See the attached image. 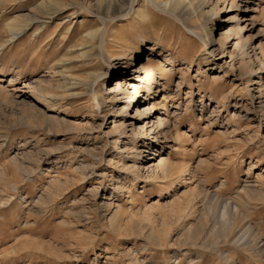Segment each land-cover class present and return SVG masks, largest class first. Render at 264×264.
<instances>
[{"label":"rangeland","instance_id":"obj_1","mask_svg":"<svg viewBox=\"0 0 264 264\" xmlns=\"http://www.w3.org/2000/svg\"><path fill=\"white\" fill-rule=\"evenodd\" d=\"M95 1L92 13L69 6L33 34L46 0H0V264H264V121L258 129L244 116L259 99L248 103L243 85L260 72L264 90V69L247 71L257 68L254 53L264 61V0H253L241 21L252 34H229L228 50L250 41L233 69L227 53L203 61L198 19L194 32L159 10L141 27L132 16L102 24ZM222 4L216 41L244 9ZM18 15L27 32L6 41ZM96 27L105 42L101 33L86 37ZM125 49L138 50L140 61L112 67L110 57ZM147 62L165 89L154 88L158 95L141 108L149 112L134 116V134L127 129L114 147L121 105L103 98L115 82H134L145 97L139 64ZM238 62L242 83L233 79ZM44 88L52 103L37 99ZM159 116L169 119L162 129L152 125ZM134 145L138 171H126ZM147 159L150 170L140 168Z\"/></svg>","mask_w":264,"mask_h":264},{"label":"bare ground","instance_id":"obj_2","mask_svg":"<svg viewBox=\"0 0 264 264\" xmlns=\"http://www.w3.org/2000/svg\"><path fill=\"white\" fill-rule=\"evenodd\" d=\"M252 1L253 0H229V7L238 10L239 4L244 3L243 6H241L244 9H243L242 13L239 12L234 17V21L236 22L234 29L231 27V28H228L227 30H224L223 25H222V30H221L222 38L220 40L218 38L217 41L214 39L213 32L216 29V27L218 26V24L221 22V20L217 16V14L220 10L219 5L221 3H223L222 5L225 6L226 3H228V0H97V2L95 1L96 2L95 17H96V19L100 20L102 24H104L106 22L112 23L115 19H119V18H124L127 20L132 16L131 22L134 21L133 23H137L140 26V25L146 24V22L148 21V18L150 17L148 15L149 11L159 10L162 12L160 14L170 15L171 17H173V18L177 19L178 21H181L182 23H184L187 30H190L193 32L196 28L197 29L199 28L198 25L193 24V22H195V20L197 21V19H198V20H200L199 26H203V30L201 31L203 34V40L207 44V51H206L207 55L204 56L203 61L204 62H207V61L210 62V60L218 52H220L222 54L227 53L229 55V58L231 59V63L229 64V66L231 69H233L235 64H236V61H235L236 56L237 57H238V55H240V57L248 56L247 49H248V44L250 41H249V38H247L244 40L243 43H242V41L235 42L233 44V51H231V50H228V46H230L232 43H230L231 41H227V40H228L229 34L231 32H235V33L239 34L240 39H242V35H244V33L252 34V32L254 30L253 29L254 26H251L248 29L246 27V25H243V26L241 25V21L246 20V18L248 16L247 13H248V11H250L248 9L250 8V3H253ZM91 2H92V0H84V1L83 0H46L45 4L44 3L42 4V7L38 6L39 8H37L38 9L37 14L35 13L36 10L31 11V14L37 15V17L36 18L34 17V20H32V21H38V23H39L35 27V29L33 30L32 33L33 34L41 33L43 31V27H45V25H46V20L52 19V17H54L56 14L60 13L64 8H67L69 6H76V5L81 6V7L86 6L84 8H86L89 12L92 13L93 10L91 11V9H90L91 8L90 5H92ZM74 14H75V11H70L69 13H67L65 15V17L71 18V17H73ZM23 16H24V14H23ZM214 16H215V18H214ZM21 18H22V16L18 15L15 18H13L11 21L7 22V25L10 29V37L6 41H12V40L16 39L17 37H19L20 35L25 34L27 32V28H28L29 24L25 22L26 18L24 19V21ZM253 22L254 21H251V24ZM198 23H199V21H198ZM66 30H69V25H67ZM100 33H101V28L96 27L93 29H89L88 32L86 33V37L92 40L95 36L99 35ZM220 35H221V33H220ZM100 36H101V43L105 42L104 37L102 36V33L100 34ZM226 45H227V47H226ZM4 46L5 45L2 42L0 44V48H3ZM82 47L85 48L86 46L83 45ZM259 49L261 50V52H260L261 55L264 56V47H262L261 44L259 45ZM253 51H254V49H253ZM86 52L88 53V51L83 49L81 51V54H86ZM236 52H239L238 55L236 54ZM139 54H140L139 51L136 49L135 50L125 49V51H123V53L121 51V54H116L115 56L112 55V57H110V60H114V58H115V59H117V62H118V63L112 64V67H114V66L116 67L122 61H124L126 64H133V60L140 61V58L138 56ZM254 55H255L256 60L258 61V63H257L258 65H257V68L256 67L253 68V66L247 65L248 66L247 71L251 72V73L255 70H263L264 69V61H262L260 58H258L259 56L257 57L256 53H254ZM247 60H248V63H251V60H249V59H247ZM137 63L135 64V67L137 66ZM237 64L238 65L235 67V69L237 70L238 73H237L236 77L235 76L233 77V79L238 80L239 82L242 83V81H240V80L242 79L241 76L245 75V73L243 72V70H244L243 66L245 64L242 65L243 64L242 62H238ZM139 66H140L139 72H141L143 74V78H142L143 81L142 82H144L146 85L145 86V88H146V96L145 97H142V95H140V92H139L140 90H139V87H137L136 83L128 82L127 85L123 86V84H121L120 82H115L113 95H111L110 97L104 96V98H103L104 100H108L111 103L121 105L118 108V111H119L118 113L122 114L121 119H119L117 121L116 120L113 121L114 122L113 129L117 133V136L115 138H113V141H112V143L114 144V147H116L118 144L119 136L125 135L127 132V129H130V131L134 134V132H135V121L133 120L134 116L141 115L145 112L146 113L149 112V111H144L142 113L141 108L144 107L145 105H147L148 103H150V101L158 95V93H157L158 89L156 91H154V88L155 87L158 88L159 86H163V88L160 90L161 92L164 91V89H165L164 84L167 80L166 81L163 80V78H162L163 75H160V76L156 75V73H155L156 72V65H154L150 62H147V64H141V65L139 64ZM52 72L56 73L57 71L54 70ZM113 73H115V71H113ZM171 73H173V72H171ZM256 74H257V72H256ZM260 75L261 74L259 72V76H258L259 81L258 82H253L254 80H252V79H248V81L243 82V85L246 87V89L248 90V92L251 95L250 98L248 99V103H251V102L253 103L255 101V99H259V101L257 102L258 106L256 107V109H254V112H252V113L250 112V111H252V108L250 107L249 113L248 112L244 113V116L246 118H248L249 120L254 121L256 123V126L258 129L260 127L259 122L262 119L264 121V96H263L264 90L262 89V85H260L261 83L259 84L260 79H261ZM218 77L219 76H216V79H218ZM182 82H183V80H181L180 83H182ZM45 89L46 88H44L42 90H37L35 93L37 95L36 97H37V99H39V102L41 101V102L46 103V104L48 102L52 103L53 101H52L51 94ZM32 90L34 91V89H32ZM91 92H92V90H91ZM33 94H34V92H33ZM221 96H222V98L226 97V95L224 93L221 94ZM163 105H165V104H163ZM243 106H245L244 103H243ZM245 108H246V106H245ZM235 109H236V107H235ZM245 110H244V108H240L239 112H243ZM168 121H169L168 118H164V117L162 118L159 116L154 121H152L153 122L152 125H154L155 128L160 127L162 129V127H164L166 124L169 123ZM144 125H142L141 137L144 136ZM150 130H151V128H150ZM133 147H134V151H133V153L131 152V154H133V156L131 157V159L128 160L129 164L123 163L126 171H127V169L129 170V168H131L132 170L134 168L137 170V168H138L137 159L139 158L138 156L141 155L140 154L141 151L138 150V148L135 147V145ZM150 150H154V149L151 148ZM151 154L156 155L155 152H152ZM157 156H159V154H157ZM153 158H156V156ZM149 162L150 161L148 159L145 160V163H142V164H144V166L141 165L140 168L146 167V169L150 170L151 168L149 166H147V164ZM228 209H229L228 204L223 205L220 217L221 216L225 217V215L228 213ZM226 219H227V217H226ZM222 224H223V231H226L229 229V225L227 224L226 220H224V222ZM243 230H244V228H243ZM238 232H239V230L234 231V233H232L230 238L231 239L235 238L238 235ZM242 233H243V231H242ZM148 254L150 255V254H152V252H148Z\"/></svg>","mask_w":264,"mask_h":264}]
</instances>
